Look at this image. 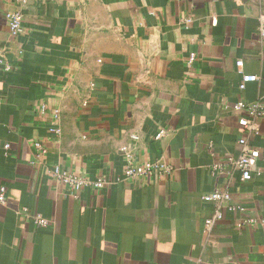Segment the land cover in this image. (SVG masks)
Here are the masks:
<instances>
[{"label": "crops", "instance_id": "1", "mask_svg": "<svg viewBox=\"0 0 264 264\" xmlns=\"http://www.w3.org/2000/svg\"><path fill=\"white\" fill-rule=\"evenodd\" d=\"M261 16L264 0H0V264H264ZM243 75L259 80L240 90ZM241 139L248 182L229 165ZM127 156L171 172L126 179ZM55 166L105 185L73 192ZM215 191L229 208L204 235Z\"/></svg>", "mask_w": 264, "mask_h": 264}, {"label": "built area", "instance_id": "2", "mask_svg": "<svg viewBox=\"0 0 264 264\" xmlns=\"http://www.w3.org/2000/svg\"><path fill=\"white\" fill-rule=\"evenodd\" d=\"M173 1L178 2L180 0H173ZM22 18L23 16L19 11L4 13V19L7 22L9 33L12 37H17L21 34ZM183 22L189 23L190 20L187 18L183 20ZM257 30H258V36L260 37V39H264V16H261L258 18ZM194 59H195V55L190 54L187 65H191ZM0 64H1V61H0ZM236 66L238 68H241L242 62L237 61ZM8 69L9 67L5 66L4 70L7 71ZM258 80L259 78L257 76L243 75L238 88L240 90H243L245 89L247 84L257 82ZM0 102H1V98H0ZM243 107L244 106L242 104H236L234 106V109L239 111L243 109ZM250 113L252 115L263 116L264 109L263 108L256 109L255 107H252L250 109ZM239 125L242 126L243 129L246 130V132L249 133L250 135H256L257 128L250 121L241 119L239 121ZM49 132L59 137L60 127L58 126V123H55L51 128H49ZM165 135H166V131L162 129L155 135L154 139L160 140ZM238 145L240 146V154L236 160H229V165L240 173V177L243 182H248L252 179L254 173L256 175H259V171L256 168L258 152L257 150L252 149L249 146L247 140L245 139L239 140ZM34 147L38 150H41L42 153H44V151L42 150V148L40 147L38 143H35ZM8 150H9V146L8 144H5L3 146V151L7 152ZM30 164L33 165L34 163L30 162ZM170 172H171V168H169L162 161L158 160L155 162H147L142 165H137L136 163L132 161V159L129 156H127L126 165L124 168V177L129 180H136L141 177L153 176V175L169 176ZM46 175L52 180H55L57 183L61 184L66 189L72 190L73 192L82 191L87 188H102L105 185V182L102 180L90 181L83 177H78V176L63 172L57 166L48 169L46 171ZM5 193H6L5 189L0 188V204L2 205H5L6 203ZM230 199H231V195L229 194V192H226V191H215V192H211L208 194H203L201 196L202 202L212 206L213 208L211 215L204 220V223H203L204 235H208L211 229L215 226V224H217L219 221L222 220V210L229 208L228 204H229ZM21 211L22 212H18V214L31 220V222L35 226L40 227V228L48 227L49 222L47 219L41 217L40 215L30 216L29 214H27V211L25 209Z\"/></svg>", "mask_w": 264, "mask_h": 264}]
</instances>
